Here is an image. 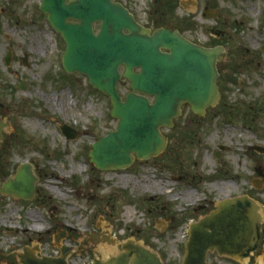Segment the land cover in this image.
<instances>
[{"label": "rangeland", "instance_id": "374dc122", "mask_svg": "<svg viewBox=\"0 0 264 264\" xmlns=\"http://www.w3.org/2000/svg\"><path fill=\"white\" fill-rule=\"evenodd\" d=\"M196 1L175 14L195 25L180 26L187 28L186 38L226 48L219 104L199 117L185 105L174 127L162 130L168 139L163 154L136 158L126 171L104 172L89 155L118 128L111 100L86 76L65 72L66 44L40 11L41 0H0V121L10 125L0 147V189L25 163L38 178L37 196L30 201L0 193V264H22L26 248L39 259L60 258L64 246L72 249L68 264H93L121 251L118 245L94 248L82 235L107 228L121 243H145L171 264L185 254L182 240L190 225L221 201L248 195L264 217V154L254 150L264 147V54L258 52L264 44V0ZM144 2L146 22H156L154 0H138L136 8L127 3L139 10ZM207 3L218 19L204 17ZM213 28L221 30L218 41ZM118 88L125 98L131 85L122 80ZM64 124L80 137L68 141ZM169 218L175 230L162 233ZM62 233L59 248L55 239Z\"/></svg>", "mask_w": 264, "mask_h": 264}, {"label": "water", "instance_id": "95a60500", "mask_svg": "<svg viewBox=\"0 0 264 264\" xmlns=\"http://www.w3.org/2000/svg\"><path fill=\"white\" fill-rule=\"evenodd\" d=\"M40 10L67 44L63 60L66 72L87 76L96 90L110 97L112 117L119 120L116 131L93 145L90 158L98 170H125L136 158L148 161L160 156L167 148L162 129L173 127L186 104L193 113L204 116L208 108L219 103L217 65L225 57L223 47L207 49L178 31L146 29L113 0H42ZM11 60L10 52L7 65ZM123 77L131 83L125 99L118 90ZM8 127L0 121V147ZM62 130L68 140L79 137L67 125ZM256 150L264 154L263 147ZM37 182L33 166L25 163L0 192L31 200ZM262 234L264 219L255 200L248 196L226 199L191 226L182 264H208L209 253L216 252L240 262L253 260ZM104 241L115 246L113 239ZM61 253L57 259H38L26 248L19 258L22 264H67L71 249L65 247ZM94 264L164 263L158 254L129 241L122 244L117 256Z\"/></svg>", "mask_w": 264, "mask_h": 264}, {"label": "flooded vegetation", "instance_id": "af4514ba", "mask_svg": "<svg viewBox=\"0 0 264 264\" xmlns=\"http://www.w3.org/2000/svg\"><path fill=\"white\" fill-rule=\"evenodd\" d=\"M176 2H177V0L176 1L175 0H154L153 6L155 8V16L157 17V19H156V22H147V25H145V27L150 29L151 31H156L159 29H167L169 31H185V30H187V28L180 27L181 25H185L186 27H189V30H193L195 25L192 23V19L190 17H186L184 19L177 18L176 14H175V10H177L178 8L186 9V8L190 7L193 2L198 3V1H196V0H179L178 4ZM135 4H136V7H138V5H137L138 2H135ZM125 5L129 8L128 3ZM144 6H145V8L140 7L139 10H134L135 11L134 14H135V17L137 20L140 19L141 17H145L146 19H148L149 8L147 7V3L144 2ZM217 13H218V11H216V9L211 7L208 3L203 8V15L206 18H211V17L213 18L214 17V19H218L219 17L215 16ZM211 30L216 31V35L213 37L214 39L215 38L217 39L216 41H218V39H221V35L217 34L218 33L217 31H221V30H219L218 28H216V29L213 28ZM217 36H219V38ZM204 45L207 48H213V47L219 46V44L215 45V44H213V42L208 43V44L206 43ZM262 46H264V44L259 46L258 52H262L264 54L263 50L261 49ZM225 50H226V48H225ZM226 55H227V51H226ZM225 60H226V58L222 62H219V64H218L219 83L222 80V70L220 69V65H222V63H224ZM219 89L221 92V85L220 84H219ZM221 94H222V92H221ZM177 179L180 180L179 177ZM215 209H216V206H215ZM169 220H170V223H169ZM171 220H173V222H176L174 218L166 219V222L164 224L165 225L164 230H161L162 233H166L169 228L171 231L175 230V224H172ZM110 234H111V237L115 236V235H113V232H111V230L109 228H107V229H103L101 231H99L97 229L95 232L88 230V231H85L82 235L84 237L88 238V240H86L88 242V244H90L94 248H98V246L96 244L99 243V241H103L107 237V235H110ZM115 237L117 238V241H119L118 237L117 236H115ZM133 241L139 242V241H135V240H133ZM140 243H142V242H140ZM143 244H145V243H143ZM90 249H92V250L89 252H92V253H93V251H94V253L96 252L95 249H93V248H90ZM160 257L164 261L162 255H160ZM214 257H216L217 259L220 258L217 254H214ZM100 258H101V256H100ZM262 258H263L262 264H264V235L262 236V240H261L260 246L258 248V251L254 255L253 260L248 261V264H261V261H259V260Z\"/></svg>", "mask_w": 264, "mask_h": 264}, {"label": "bare ground", "instance_id": "6f19581e", "mask_svg": "<svg viewBox=\"0 0 264 264\" xmlns=\"http://www.w3.org/2000/svg\"><path fill=\"white\" fill-rule=\"evenodd\" d=\"M84 169H81V171H83ZM34 223H36V221H34ZM34 228V226L31 228V229H33Z\"/></svg>", "mask_w": 264, "mask_h": 264}]
</instances>
